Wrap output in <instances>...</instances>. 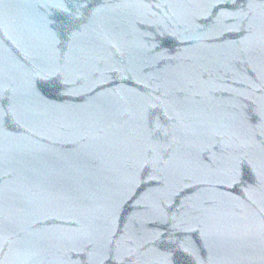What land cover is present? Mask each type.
<instances>
[{
	"label": "water",
	"instance_id": "obj_1",
	"mask_svg": "<svg viewBox=\"0 0 264 264\" xmlns=\"http://www.w3.org/2000/svg\"><path fill=\"white\" fill-rule=\"evenodd\" d=\"M0 264H264V0H0Z\"/></svg>",
	"mask_w": 264,
	"mask_h": 264
}]
</instances>
